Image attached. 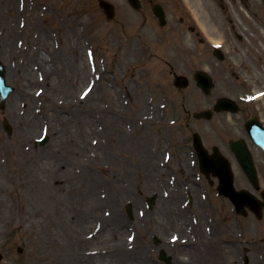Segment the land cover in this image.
I'll use <instances>...</instances> for the list:
<instances>
[{"label": "rangeland", "instance_id": "1", "mask_svg": "<svg viewBox=\"0 0 264 264\" xmlns=\"http://www.w3.org/2000/svg\"><path fill=\"white\" fill-rule=\"evenodd\" d=\"M133 20L131 16L129 23ZM128 27L117 19L108 20L99 0H0V59L7 68L8 83L16 87L4 109L0 106V244L4 256L0 264H67L72 241L64 236L73 220L85 212L86 203L80 184L55 172L80 161L84 142L96 145L99 140L109 148L107 156L88 165L86 175L101 182L109 180L115 186V178L120 177L121 190L134 189L136 200L142 201L132 206L133 216L123 212L130 225L138 210L145 209L146 196L152 194L144 187L147 178L142 151L146 144L161 160L166 144L172 143L176 157L172 167L182 161L186 170L192 171L188 166L192 154L189 136L193 129L207 130L209 123L196 120L189 112L206 108L212 101L193 79L186 89L175 87L169 73L188 72L197 65L181 63L175 46L159 52L153 44L143 45V39L127 33ZM92 50L94 66L89 60ZM234 56L241 60L240 55ZM232 70L217 76L215 93L238 89L239 85L228 80ZM82 76H86L83 85ZM34 77L36 83H32ZM92 82L94 89L81 100V91ZM38 90L42 92L36 94ZM20 114L26 121L18 124ZM34 114L46 115L51 122L46 119L31 126ZM174 119L177 123L173 124ZM4 120L11 123V134L4 128ZM45 127L50 137L44 145L36 146L35 139ZM181 185H187L186 181ZM102 191L105 188L98 190L100 195ZM105 192L102 198L110 193L108 189ZM121 197L123 206L129 203L126 195ZM211 210L213 216H208ZM205 211L204 207L196 211L203 228L213 221L214 237L223 238L224 218L214 219L212 207ZM101 213L109 216L110 207H102ZM251 220L245 222L249 236L257 230ZM148 221L137 228L142 238L150 240L148 256L161 264L151 253H157L160 243L171 234L168 230L163 238L156 230L160 225L153 223L157 220L152 217ZM93 226L79 231L85 234ZM171 227L179 228L176 220ZM232 228L236 229L235 223ZM130 232L126 230L122 240L128 241ZM156 236L161 237L158 244L153 241ZM88 244L91 248L100 245L96 241ZM18 247L23 248L22 253ZM182 260L187 262L183 254Z\"/></svg>", "mask_w": 264, "mask_h": 264}, {"label": "flooded vegetation", "instance_id": "2", "mask_svg": "<svg viewBox=\"0 0 264 264\" xmlns=\"http://www.w3.org/2000/svg\"><path fill=\"white\" fill-rule=\"evenodd\" d=\"M159 1H164L166 10L167 25H169L168 15L174 16V25L177 31V44L181 49L184 59H189L188 63L203 62L209 65L212 75H223V69H228L230 65L227 57L220 63H215L213 58L204 57L199 52L200 47H211V43H224L225 46L232 47L240 45L247 47L246 39L248 31L256 27H264V0H170L172 3L165 4L167 0H141V4L147 5V11L156 22L157 18L153 13V6ZM156 18V19H155ZM166 32L159 34V42L165 43ZM194 45L196 51H189ZM244 69L247 71L242 76L255 79L254 73L248 64L244 62ZM195 73V72H194ZM236 79L239 74L234 72ZM254 76V77H253ZM245 79V81L250 79ZM257 84L261 88L264 86V79L257 77ZM251 81V82H252ZM244 92L253 90L252 86L246 85ZM244 128L248 118L256 116L264 126V106L252 103H244L240 108ZM243 136L248 138L246 130ZM251 142V140H250ZM252 143V142H251ZM259 158L262 161L260 166L261 176L264 181V151L259 149Z\"/></svg>", "mask_w": 264, "mask_h": 264}, {"label": "bare ground", "instance_id": "3", "mask_svg": "<svg viewBox=\"0 0 264 264\" xmlns=\"http://www.w3.org/2000/svg\"><path fill=\"white\" fill-rule=\"evenodd\" d=\"M34 82L35 83L37 82L35 77L32 80V83ZM83 83H85V81H83ZM27 97L30 98V96H27ZM45 118H49V117L45 116ZM45 118H43V120ZM38 122H41V118L34 114V116H32L30 120V123H32L31 126H34V124ZM83 144L84 145L82 146L81 157L85 158L86 156H88V153L92 151L93 149L92 148L89 149L90 148L89 143L84 142ZM108 149H109L108 146L103 145L102 143L97 146V152L100 155L107 156L106 151H108ZM144 156L145 158H148V159L152 157V161L156 163V159H153V157L154 158L156 157L155 154L146 153V151L144 150ZM92 159L89 158L87 162H84L83 166L88 167V165H90V163L92 162ZM57 164H59V166H63L61 165L60 162ZM79 165H82V164L77 163V165L75 166L74 164L70 163L62 171L55 172L56 174H64L68 176L71 182L80 183L79 186L82 187V191L84 192L83 199H84V202L86 203L85 212H83L81 215L77 216L73 220L71 230L64 236V238L72 239V245L70 246L71 253H70V256H68V261H67L69 263L67 264H133L134 261H138L139 264H147V262L141 257L142 252L145 251V248L141 246L142 245L141 242L139 243V245L137 244L138 250L132 251L126 248V245L124 244L122 240L123 234L127 227V223L124 220V218L120 216L119 214V210H118V205H119L118 190L119 189L118 187L113 185L111 181L107 180L108 181L107 185L109 187L108 190L110 193L105 199L100 197L98 190L99 188H103V186L100 187L101 186L100 183H97V182H101V179H99L98 177L85 175V176L78 177L79 181H76V177L75 178L73 177L74 173H72V170L73 168L79 167ZM54 171L55 170L53 169L51 172L53 173ZM152 182H154L153 179H152ZM152 189H153L152 191L156 190L155 187H152ZM169 201L171 202V205H173L174 200L172 199ZM104 206L106 207L109 206L110 209L112 210V214L110 216H106L101 213V209ZM161 211L163 212L162 209L158 210V215H161ZM96 221L101 222L103 227L101 226L102 229L101 231L98 232L99 236L95 237L94 239H99L98 242H103L105 243V245H107L105 246L106 248L104 247L101 248V249L106 250V252H108L107 254H104L102 252L105 256L103 255L102 256H87L86 254H82L83 249L81 246L83 245L82 243L84 239H82L81 237H84L85 234L80 233L79 230L89 229V227L92 224L95 225ZM68 224H70V222ZM92 228H94V226ZM69 233L70 235H68ZM171 236H173V234ZM107 248L109 251H107ZM220 257L222 256L215 257V258L210 256L208 260L210 259V262L212 263L215 262V264H218ZM91 259H94V260L91 261Z\"/></svg>", "mask_w": 264, "mask_h": 264}, {"label": "water", "instance_id": "4", "mask_svg": "<svg viewBox=\"0 0 264 264\" xmlns=\"http://www.w3.org/2000/svg\"><path fill=\"white\" fill-rule=\"evenodd\" d=\"M200 84L203 86V88L208 89L210 86V79L207 76H202L200 78Z\"/></svg>", "mask_w": 264, "mask_h": 264}]
</instances>
